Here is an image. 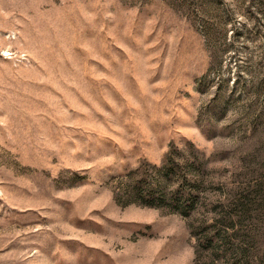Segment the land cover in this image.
<instances>
[{"label":"rangeland","instance_id":"374dc122","mask_svg":"<svg viewBox=\"0 0 264 264\" xmlns=\"http://www.w3.org/2000/svg\"><path fill=\"white\" fill-rule=\"evenodd\" d=\"M169 159L190 218L126 190ZM259 183L264 0H0V264H200L194 219Z\"/></svg>","mask_w":264,"mask_h":264},{"label":"trees","instance_id":"16d2710c","mask_svg":"<svg viewBox=\"0 0 264 264\" xmlns=\"http://www.w3.org/2000/svg\"><path fill=\"white\" fill-rule=\"evenodd\" d=\"M134 173L130 171L123 176L127 179V192L135 198L132 202L163 208L184 218L192 217L204 206L199 196L203 174L200 162L186 160L182 166L175 159H169L165 167L157 171L156 184L147 179L135 181ZM187 174L191 176L187 178ZM257 188L256 195L264 193L260 183ZM261 196L262 200L254 209V219H250L246 201L239 200L214 205L210 224L204 217L194 219L197 225L192 228L199 237L200 250L207 254L200 264H264V194Z\"/></svg>","mask_w":264,"mask_h":264}]
</instances>
